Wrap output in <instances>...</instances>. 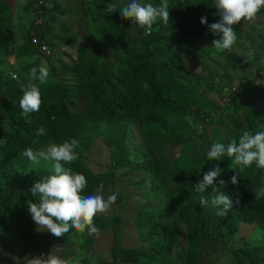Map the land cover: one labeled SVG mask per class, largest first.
Returning a JSON list of instances; mask_svg holds the SVG:
<instances>
[{
	"label": "trees",
	"instance_id": "16d2710c",
	"mask_svg": "<svg viewBox=\"0 0 264 264\" xmlns=\"http://www.w3.org/2000/svg\"><path fill=\"white\" fill-rule=\"evenodd\" d=\"M8 1L0 0V264H26L27 258L36 256L37 226L28 203H38L39 198L30 189L54 174L52 161L35 165L23 151H41L50 143L71 139L79 141L75 150L79 158L65 167L86 177L83 194L107 198L116 193L117 199L108 213L94 218L99 235L72 229L64 236L70 240L54 237L67 258L81 264H200L202 248L209 245L211 253L221 249L214 263L208 255L205 264H264V197L255 198V191L264 187V171L255 164L241 171L226 155L220 161L207 156L213 143H238L244 130L261 131L250 119L264 106V86L256 87L245 72L249 64L264 69V34H256L264 33V9L255 23L241 21L234 26L243 56L236 50L212 48L215 38L200 21L201 17H207L208 24L218 21L214 0L183 2V9L177 11L174 6L183 0H168L171 18L167 25L158 20L151 35L130 19H121L126 0H81L85 24L93 37L103 34L112 58L103 50L91 55L83 41L70 33L75 56L64 62L58 49L46 54L33 41L35 35L49 43L66 38V31L54 32L56 20L50 14L60 12L54 1L14 0L20 12L16 23L9 16ZM138 2L155 7L161 0ZM49 3L53 7L48 8ZM109 3L116 4V12L107 13ZM37 7L43 9L41 14ZM30 13L34 16L27 25ZM191 50L223 59L218 61L220 71L212 76L218 86L203 87L204 82L184 70V58L191 56ZM192 57L195 60L198 54ZM41 63L50 70L48 83L39 85L43 103L26 120L19 107L22 89L30 69ZM8 65L19 80L6 70ZM145 82L148 90L143 88ZM226 91L223 106L210 104L212 95ZM239 110L243 112L237 119L233 114ZM216 115L223 122L219 127L213 121ZM234 123L236 130L230 126ZM210 125L211 135L195 128ZM41 126L45 135L37 134ZM168 147H180L173 160H168ZM217 165L222 173L216 186L232 201L224 217L217 216L211 204L215 195L211 187L203 194L194 191L195 183ZM236 171L238 183L233 185L230 180ZM221 179L225 185L220 186ZM142 187L146 191L138 194ZM201 195L208 200L203 208ZM132 196L138 197L141 207L124 237ZM121 202L125 203L118 212ZM247 228L249 235L242 234ZM136 241L145 246L131 248Z\"/></svg>",
	"mask_w": 264,
	"mask_h": 264
},
{
	"label": "clouds",
	"instance_id": "9594fccd",
	"mask_svg": "<svg viewBox=\"0 0 264 264\" xmlns=\"http://www.w3.org/2000/svg\"><path fill=\"white\" fill-rule=\"evenodd\" d=\"M47 7L51 8L53 5L49 3ZM214 8L216 9L214 15L219 17L218 21L208 24L207 17H201L200 22L208 26L213 36L220 37L219 40L213 41L215 48L222 51L230 50L237 40L234 26L241 21L244 24L255 23L260 18L259 13L264 9V0H214ZM169 9L168 0H161L159 6L155 7L150 3L141 4L138 0H131L130 3L120 10V15L121 19H131L138 28L146 30L145 34L151 35L153 25L158 20H162L165 25L168 24L171 18L169 16ZM114 12H116V4L109 3L107 5V13ZM257 27H260V25H257ZM38 44H47V41L40 40ZM196 44L197 42L191 45L195 48ZM37 47L39 51H42L40 46ZM190 54L191 57L194 54L199 55L194 50H191ZM200 59L197 58L195 60L199 61ZM187 68L189 70L186 72L195 77V64L193 67L187 65ZM258 72H263V70H253L250 73L253 83L257 80L252 77V74L258 78ZM49 76L50 70L44 63L30 69L28 82L22 89L23 95L19 101L21 116L24 119L27 120L32 113L40 110L43 101L39 85L47 84ZM149 87L150 85L147 82L143 84L145 90H148ZM231 93L233 92L231 91ZM217 96L221 97V99L223 98V95L219 96L217 94ZM242 112V110L237 111L240 115ZM256 116L264 118V106H260L255 110L250 119V124L255 126L254 128L262 127L257 128V130L260 129L261 131L253 134L249 130H244L239 137L238 143L236 140H232L227 145L219 142L213 143L207 153L208 159L210 161H220L226 155L229 159H233V162L241 171L251 167L253 164H255L256 168L264 171V123L257 120ZM230 123L229 121L228 124ZM230 126L234 130L238 128L236 123ZM37 134L45 135L46 129L41 126L37 129ZM78 147L79 141L71 139L59 145L50 143L45 150L34 151L32 148H27L22 153L24 157L35 165H39L42 160L53 162L54 174L42 181L35 182L31 187V195L33 197L38 196L39 202H29L28 211L37 226V231L47 230L58 239L64 237L72 229L81 233L87 231L89 235H99L100 229L95 225L94 218L97 215L108 213L117 199L116 193L108 195L107 198L103 194H83L87 186L86 177L81 173H73L70 167H65V165H70L79 158L78 153L75 151ZM221 173L222 169L218 165L209 169L203 174V179L195 183L194 191L203 194L211 187L212 192L215 194L211 199V204L217 209V216L224 217L231 209L232 201L216 186L215 181ZM230 183L233 185L238 183L237 171L231 177ZM219 184L220 186L225 185L226 181L221 179L219 180ZM102 188L103 185H101V190ZM262 197H264V187H260L255 191L256 199ZM127 205H129L128 201ZM200 205L202 208L208 205V200L203 195L200 197ZM129 206L133 211L127 212L128 218L134 221L141 204L136 208L132 205ZM118 207L120 206L118 205ZM135 243L132 246H136ZM139 243V248L145 246L141 242ZM91 249L93 251L94 248L91 247ZM26 264H71V261L53 255L45 257L41 254L30 259L27 258Z\"/></svg>",
	"mask_w": 264,
	"mask_h": 264
},
{
	"label": "rangeland",
	"instance_id": "374dc122",
	"mask_svg": "<svg viewBox=\"0 0 264 264\" xmlns=\"http://www.w3.org/2000/svg\"><path fill=\"white\" fill-rule=\"evenodd\" d=\"M52 1H54L56 7L61 12V13L55 12V13L50 14L51 17L54 18L53 20H56L53 23V28L55 29L54 32L60 33V32L66 31L65 34L63 35V36H66V38H63V39L62 38H55L52 41H50V43L47 42V44L50 46V51H51L50 55H53V51L58 49V51H59L58 57L60 58V60H63L64 62L71 60L73 58V56H75V47L73 44V40L71 37H69V35H70L69 32L71 30V32L74 33L75 39L76 40L79 39V41H81V42L83 41L82 43L84 44V46L89 48L91 55H96L98 52H101L103 50V52L106 55H108L110 58H112V55H111L112 53H111L110 47H109L108 43L105 41L103 34L100 33L99 36L93 37L90 29H88L87 24H85V21H84L85 18H84V12H83V8H82L81 0H52ZM86 1H88V0H86ZM130 2H131V0H126V2L123 4V6H126ZM183 2L186 3V5H193V4L195 5V4H197L198 0L179 1V3L176 4L174 6V8L173 7L172 8L176 11L178 8L180 10L183 9L182 8ZM8 7L11 9V11H10L11 14L9 16L13 19V22L16 23L17 18L20 15V12L17 11V5L15 4L14 0L8 1ZM119 7H121V3H119ZM63 9H64V11H63ZM33 16H34V14L30 13V15L28 16V24L27 25H29V23L31 21V17H33ZM213 37L215 38V40L220 39L219 36H213ZM197 42L200 44H206V41L203 39H198ZM54 47L56 49H54ZM251 47L253 49L252 51L255 52L256 46L254 43H252ZM212 48L216 51V48L214 47V45H212ZM233 49H236L237 51L240 50V52H243V49H241V47H239L238 43H236L234 45V47L232 46V48L230 50H233ZM230 50H223V51L228 52ZM198 58H201V59L197 62L191 56L186 55V58H184V64H185L184 70L185 71L189 70L187 68V65L190 66L194 63L195 65H197L194 78H197L200 82H204L203 87H206L207 85H213L214 83H216V85H217L218 81H216V79L212 76L220 71V70H216V69L219 68L218 61L222 62L223 59L221 57L216 56L214 53H211V55L205 54L204 56L201 53L198 55ZM251 60H252V58H251ZM188 61H190V64L187 63ZM10 66L11 65L6 66V70L12 75L13 79L19 80L18 74L13 72V70L10 68ZM213 68H215V70H213ZM248 68L249 69L247 72L242 71V73L245 72V73H247L246 75H250L251 70L252 71L255 70V68H253L252 64H249ZM261 70L264 71V69H261ZM226 74H227L228 78L231 79L229 74L228 73H226ZM208 77L213 78V80H211V81L208 80ZM252 77L255 80H257L258 82H260V80H258V78L256 76H254L253 74H252ZM257 81H255L254 84H258ZM211 92H214V91L213 90L208 91V93H211ZM228 95H229L228 92H225L223 94L222 99H221V97H218L217 95H212V97L214 99L213 100L209 99L210 104L214 103L215 105H219L221 107L225 104ZM233 115H234V117L238 118L240 114L236 112ZM218 117L219 116L216 115L214 117L213 121L216 124V126L219 127L222 125L223 122H220V120H219L220 118H218ZM256 119L259 120L260 122L264 123V118L262 116H256ZM211 127H212V125L205 126V127L204 126H202V127L195 126V128L197 130H199V131L205 130V132L208 133L209 135H211V130H212ZM193 136H195V135L193 134ZM167 153H168V156L170 158L168 160H173L174 158H176L179 155L180 147L179 148L168 147ZM143 191H146V188L142 187V188H138V190H137L138 194L143 192ZM130 203L135 208L137 206H139L138 197L132 196L130 198ZM119 206H124V202H121L119 204ZM117 210H118V212H122V210L118 206H117ZM132 225H133V221L130 219L128 221V225H126L124 227V232L126 233L128 231L127 229L132 227ZM35 228H36V224H35ZM39 232L38 233L40 235H44L45 238H48L49 235L47 234V232H43V231H39ZM249 232H250V230L247 228L244 231H242V234L249 235ZM61 245L62 244H59V245L56 244L57 247H61ZM130 247L133 249H138L136 246H130ZM210 247L213 248L212 246H210ZM51 248L52 247H50L48 249H51ZM220 249L221 248H219L218 250L211 253V249L209 248V245L206 247V249L202 248L200 264H205L204 261L209 258L208 255L210 256V263H214L216 261V258H217V252ZM226 251L228 252V251H230V249H227ZM57 252H58V250H57ZM66 252H69V250L66 249ZM219 253H220V251L218 252V254ZM221 253H223V252H221ZM218 261H220V260L217 259V262ZM220 263L221 262H219L218 264H220Z\"/></svg>",
	"mask_w": 264,
	"mask_h": 264
},
{
	"label": "crops",
	"instance_id": "0c3cea01",
	"mask_svg": "<svg viewBox=\"0 0 264 264\" xmlns=\"http://www.w3.org/2000/svg\"><path fill=\"white\" fill-rule=\"evenodd\" d=\"M69 33H72L71 31ZM257 35L258 34H264V33H256ZM257 38L255 37V44L257 43ZM253 42V41H252ZM254 43V42H253ZM234 47V46H233ZM233 50H236V49H233ZM237 53L240 52V50H236ZM241 54L244 56L243 52H241ZM253 68H255L253 66ZM263 68H255V70L259 71ZM257 76H258V80H260V82H258V84H256V87H258V85L260 86H264V71L263 72H258L257 73ZM133 221V219H132ZM39 231L36 232V234L38 235V240H37V244H38V249H37V252H36V256H39L41 254H43L45 257H47L48 255H53V256H58L62 259H66V260H70L71 261V264H81L77 259H74L73 257L71 256H68V258L66 257L67 255L63 254L62 253V250H65V248H63L62 246L61 247H57L56 246V240H55V236L52 235L50 232H48L47 230H43V232H47V234L49 235L48 238H45L44 235H40L38 233ZM127 233L124 232V237H127ZM55 237V238H54ZM52 240H54V242H52ZM64 241H67V240H70L66 237H64L63 239ZM61 243V241H60ZM136 247L139 248L140 247V243L139 241H136L135 243ZM52 247L51 249H48ZM42 248H46L45 250H41ZM58 250V252H57ZM35 256V257H36Z\"/></svg>",
	"mask_w": 264,
	"mask_h": 264
},
{
	"label": "built area",
	"instance_id": "2783aa9c",
	"mask_svg": "<svg viewBox=\"0 0 264 264\" xmlns=\"http://www.w3.org/2000/svg\"><path fill=\"white\" fill-rule=\"evenodd\" d=\"M37 8H38L39 13L41 14L43 12V9L41 7H37ZM37 23L38 24L42 23V20L41 19H38ZM34 35H35V33H34ZM33 41L37 44V46H40L41 47V50L42 51H45L46 54H48L50 52L49 46L47 44H43V45H39L38 44L40 42L38 36L35 35L33 37Z\"/></svg>",
	"mask_w": 264,
	"mask_h": 264
}]
</instances>
